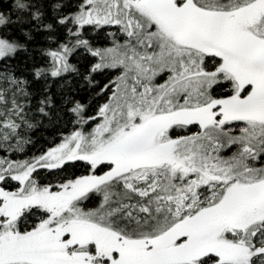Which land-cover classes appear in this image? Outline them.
<instances>
[{"label":"snow or ice","instance_id":"snow-or-ice-1","mask_svg":"<svg viewBox=\"0 0 264 264\" xmlns=\"http://www.w3.org/2000/svg\"><path fill=\"white\" fill-rule=\"evenodd\" d=\"M0 264H264V0L0 7Z\"/></svg>","mask_w":264,"mask_h":264},{"label":"trees","instance_id":"trees-1","mask_svg":"<svg viewBox=\"0 0 264 264\" xmlns=\"http://www.w3.org/2000/svg\"><path fill=\"white\" fill-rule=\"evenodd\" d=\"M8 0H0V7L3 5L7 4ZM59 133L54 132L51 128L44 130V131H38L37 133L34 134L33 139L37 141L36 148L38 150L47 147V140L51 139L53 136H58Z\"/></svg>","mask_w":264,"mask_h":264},{"label":"rangeland","instance_id":"rangeland-1","mask_svg":"<svg viewBox=\"0 0 264 264\" xmlns=\"http://www.w3.org/2000/svg\"><path fill=\"white\" fill-rule=\"evenodd\" d=\"M33 151H36V152H37V154H38V149H37V148L33 149Z\"/></svg>","mask_w":264,"mask_h":264}]
</instances>
